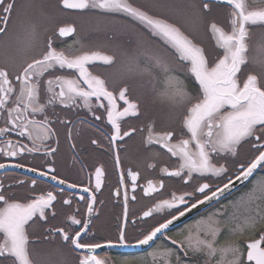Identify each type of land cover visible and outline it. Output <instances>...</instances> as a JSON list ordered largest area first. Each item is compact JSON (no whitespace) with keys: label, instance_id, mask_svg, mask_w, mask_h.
Wrapping results in <instances>:
<instances>
[{"label":"snow or ice","instance_id":"1","mask_svg":"<svg viewBox=\"0 0 264 264\" xmlns=\"http://www.w3.org/2000/svg\"><path fill=\"white\" fill-rule=\"evenodd\" d=\"M66 13L132 39L87 47ZM62 136L86 181L60 175ZM83 149L112 159L115 237L94 231L108 171ZM125 158L158 175L141 181ZM0 172V264H264V4L0 0ZM138 188L152 203L130 214Z\"/></svg>","mask_w":264,"mask_h":264},{"label":"flooded vegetation","instance_id":"2","mask_svg":"<svg viewBox=\"0 0 264 264\" xmlns=\"http://www.w3.org/2000/svg\"><path fill=\"white\" fill-rule=\"evenodd\" d=\"M137 2L143 3V0H137ZM62 19L67 21H76L78 28V35H76L75 40L80 43H83L87 47L114 52L117 50L119 46L128 44L132 39L129 34L124 33L117 27H113L107 20L103 19L102 17H97L95 18V23H88V24L83 23L81 17L68 13L64 14L62 16ZM220 19L222 21L223 17H221ZM261 35H262V29L260 27H256L252 33V37H253L252 43L256 44L260 40ZM62 39H66L69 44L73 42L72 37H67ZM203 40L205 46L209 50H211L213 48V41L207 35L203 37ZM58 46L66 47V45L64 44H58ZM189 88L192 89L191 84H189ZM125 127H127V125H125ZM139 139L140 137L138 136L137 140L139 141ZM60 151H61V155L58 157L57 160V166L60 175L66 177L69 180L86 181L87 177L85 173L78 171L79 166L78 165L75 167L73 166L72 155L70 150L68 149L67 144L64 143L63 136L61 137ZM82 151L84 152V155L87 156V160H86L87 165L92 166L103 163L108 171L106 186L102 190V193L98 194L99 198L105 201L104 216L102 221L99 222L98 228L94 229V231H99L101 236L115 237L116 235L115 229L117 224L116 217L121 214L122 208L119 204L115 202V198L112 195L118 180V176L116 175L113 169L112 159L108 155L101 154L99 152L89 155L87 149H83ZM32 163L39 164L41 163V161L33 160ZM124 163L126 166H132L139 169V171L141 172V181H144L147 178H155L158 175V173L155 170H148L145 167V163L143 159L133 162L125 158ZM167 163H168V157L161 156L159 159V165L164 166ZM0 178L7 179L6 177L3 176L2 172H0ZM45 187L46 185H40L38 186L37 191H40ZM178 187L179 184H173L172 182L169 181L166 183L165 189L162 192L157 193L156 195L158 197L167 196L169 191ZM19 194L23 195L24 194L23 190H21ZM137 196H138V202L135 203L134 205L130 204V214L131 212L139 213L141 210H146L148 206H151L152 198L143 197L139 188L137 189ZM58 210H60L59 206H58ZM60 211H61V215L59 216V218L54 220L53 223L60 224L63 221V210ZM182 227L183 224L177 222L176 227L173 231L174 238H179L177 234L180 232ZM31 231L37 232L39 231V229L34 227ZM226 239H227L226 235H222L221 241L223 242ZM98 251L106 255L108 259L114 261H119L122 258L133 257V256L137 258H142L143 256L140 249H108V250H98ZM68 258L71 259L70 256ZM158 264H160V262H158Z\"/></svg>","mask_w":264,"mask_h":264},{"label":"rangeland","instance_id":"3","mask_svg":"<svg viewBox=\"0 0 264 264\" xmlns=\"http://www.w3.org/2000/svg\"><path fill=\"white\" fill-rule=\"evenodd\" d=\"M253 3H255V4H263L264 0H253Z\"/></svg>","mask_w":264,"mask_h":264},{"label":"water","instance_id":"4","mask_svg":"<svg viewBox=\"0 0 264 264\" xmlns=\"http://www.w3.org/2000/svg\"><path fill=\"white\" fill-rule=\"evenodd\" d=\"M257 27H259V26H257Z\"/></svg>","mask_w":264,"mask_h":264}]
</instances>
